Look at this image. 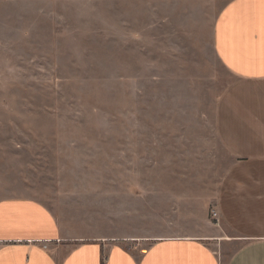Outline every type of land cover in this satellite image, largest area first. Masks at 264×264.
I'll use <instances>...</instances> for the list:
<instances>
[{
	"label": "rangeland",
	"instance_id": "1",
	"mask_svg": "<svg viewBox=\"0 0 264 264\" xmlns=\"http://www.w3.org/2000/svg\"><path fill=\"white\" fill-rule=\"evenodd\" d=\"M232 1L0 0V201L43 204L69 244L202 228Z\"/></svg>",
	"mask_w": 264,
	"mask_h": 264
},
{
	"label": "crops",
	"instance_id": "2",
	"mask_svg": "<svg viewBox=\"0 0 264 264\" xmlns=\"http://www.w3.org/2000/svg\"><path fill=\"white\" fill-rule=\"evenodd\" d=\"M215 46L235 81L214 119L225 163L204 226L148 244H69L43 204L7 199L0 201V264H264V0L229 3L216 25Z\"/></svg>",
	"mask_w": 264,
	"mask_h": 264
},
{
	"label": "built area",
	"instance_id": "3",
	"mask_svg": "<svg viewBox=\"0 0 264 264\" xmlns=\"http://www.w3.org/2000/svg\"><path fill=\"white\" fill-rule=\"evenodd\" d=\"M212 217H213L214 219H217V213L214 212V211H212Z\"/></svg>",
	"mask_w": 264,
	"mask_h": 264
}]
</instances>
